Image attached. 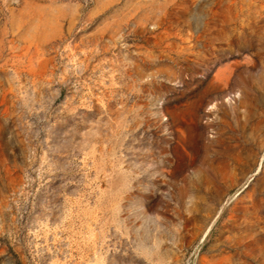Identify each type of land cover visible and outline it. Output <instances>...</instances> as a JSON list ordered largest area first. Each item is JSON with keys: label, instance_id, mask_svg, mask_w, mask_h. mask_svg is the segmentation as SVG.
Here are the masks:
<instances>
[{"label": "rangeland", "instance_id": "1", "mask_svg": "<svg viewBox=\"0 0 264 264\" xmlns=\"http://www.w3.org/2000/svg\"><path fill=\"white\" fill-rule=\"evenodd\" d=\"M0 264H264V0H0Z\"/></svg>", "mask_w": 264, "mask_h": 264}]
</instances>
